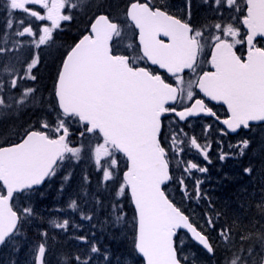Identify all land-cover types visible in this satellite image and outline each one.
I'll list each match as a JSON object with an SVG mask.
<instances>
[{
    "label": "snow or ice",
    "instance_id": "6c2138e0",
    "mask_svg": "<svg viewBox=\"0 0 264 264\" xmlns=\"http://www.w3.org/2000/svg\"><path fill=\"white\" fill-rule=\"evenodd\" d=\"M90 8L85 27L61 39ZM198 8L197 19L193 0H124L115 12L108 0H0V115L39 112L18 140L0 145V248L20 250L25 226L37 218L41 187L59 176L64 193L84 163L66 205L53 211L79 212L93 229L96 211H107L100 230L131 229L132 264H200L196 251H185L189 238L210 259L222 249L219 264H264V187L251 217L252 205L241 203L245 214L217 230L224 213L201 191L203 180L195 179L194 197L185 180L208 172L187 155L211 163L215 142L220 161L244 156L249 138L229 142L227 150L224 139L264 129V0H199ZM46 50L58 53L47 96L27 84L38 80ZM194 119L204 121L199 136L189 131ZM88 169L106 196L90 194ZM254 171L251 164L243 168L248 176ZM174 181L183 199L208 201L203 224L169 195ZM90 196L86 213L81 200L87 205ZM48 225L64 233L82 227L58 216ZM205 229L216 231V240ZM37 235L25 264H49V231ZM72 239L77 251L62 253L57 264H127L124 255L102 249L95 232Z\"/></svg>",
    "mask_w": 264,
    "mask_h": 264
},
{
    "label": "trees",
    "instance_id": "16d2710c",
    "mask_svg": "<svg viewBox=\"0 0 264 264\" xmlns=\"http://www.w3.org/2000/svg\"><path fill=\"white\" fill-rule=\"evenodd\" d=\"M109 3L112 4L114 12L118 10V6L122 7L124 0H108ZM181 0H179V3ZM95 3V0H93ZM199 0H193V6L197 8L196 16L199 18L203 15V11L198 8ZM94 11V8L87 9L86 12H81L77 14V17L73 24L71 25V30L68 32L67 36L61 37V39L69 40L70 37L76 35L78 29H83L85 24L88 20V17L91 15V12ZM0 27H2V23H0ZM55 52V50H52ZM55 62L52 59L51 53L47 51L42 57L41 66L38 70V84L36 88L39 92H42L45 96H47L48 89L51 88L52 77L54 76L55 72ZM39 94V93H38ZM39 112H33L32 109L23 110L19 113L15 112H8L4 115H0V142H13L19 138V133L24 129L27 128L29 125L34 124L37 119ZM257 142V140H256ZM264 146V140L259 141ZM217 149V147H215ZM261 156V159L255 160L257 156ZM248 160L243 159L241 162H233V166L230 168H222V170L218 171L217 174H214L208 181V189L206 187H201V189L205 188L206 194L209 195L211 198L212 204L215 206L216 210H219L224 213L220 217V220L217 224V230L221 225H231L233 219L237 216H241L245 214L244 209H241V203H244L247 207L248 205H252L251 209L246 213L249 217H251L255 213V202L259 199V190L261 187H264V179L261 178L260 172L264 170V159H263V151L262 146L256 144V146L252 149V152L249 151L247 153ZM255 156V158L253 157ZM251 158V160H250ZM252 165L257 173V180L254 176L249 183L247 181L243 182L246 178V174L243 173V168L249 165ZM180 173H176V177L179 178ZM242 176L244 178H242ZM186 184L188 187L189 194L194 197L195 192V182L189 181L188 176H185ZM174 187L178 190V184L174 181ZM173 187H170L171 189ZM247 189V193L244 190ZM202 191V190H201ZM179 193V191H178ZM255 193V195H252ZM180 196V195H179ZM189 204H186V207H190L194 209L196 217L200 220L203 217L200 212L201 208L203 211L207 209L208 201L201 200L197 202L194 198L189 201ZM233 201V202H232ZM236 201V202H235ZM35 205V204H34ZM128 201L124 202V207L127 210ZM200 211V212H199ZM259 218V217H257ZM195 220V219H194ZM197 221V219L195 220ZM245 223L248 221L245 220ZM259 227V225H257ZM210 232L212 238L216 240L217 232L211 231L206 229ZM28 236L33 235V238L38 237L36 232L32 234L30 230H27ZM37 235V236H36ZM105 237H107L108 242L107 244L111 247H107L104 244V247L109 248L112 252H114L117 256L124 255L127 258V253L130 249V239L131 233L126 228L122 233V240H110L112 236H117V232L114 230L113 232H105ZM35 239V240H36ZM115 239V238H112ZM115 244H113V242ZM238 241V237H237ZM111 242V243H110ZM59 248H54L50 253L48 259L49 264H57L60 256L62 253H69L70 250L67 245L61 244L58 246ZM222 249H217V260L214 261L215 264H219V261L222 257ZM10 264H12L10 262ZM142 264V263H139Z\"/></svg>",
    "mask_w": 264,
    "mask_h": 264
},
{
    "label": "rangeland",
    "instance_id": "374dc122",
    "mask_svg": "<svg viewBox=\"0 0 264 264\" xmlns=\"http://www.w3.org/2000/svg\"><path fill=\"white\" fill-rule=\"evenodd\" d=\"M178 2V3H177ZM174 1L173 3H175V4H179V1ZM51 55H52V58L54 59V57H56V56H58V54L56 53V52H54V51H52L51 52ZM64 198H65V200H62L63 201V203H66L67 202V200H68V198L69 197H67V196H64ZM182 199V198H181ZM182 202H183V200H182ZM195 214V213H194ZM42 216V215H41ZM56 216V215H55ZM55 216H52V217H55ZM70 216H71V213L70 212H68V213H59V215H58V217L62 220V219H64V218H69V219H71L72 220V218H70ZM51 217V218H52ZM197 218V217H196ZM43 221H41V224H43V225H45V229H47L48 231H49V245H50V251H52V247H55V240H58V241H61L60 239H62V240H64V241H66L67 243H68V245H69V247L71 248L72 246H73V248H75V250H77V247H78V242L76 241V240H66V239H64V237H63V233L60 231V230H55V229H51V228H49V225H48V218H43L42 219ZM84 224H80V225H82L83 227H84V230H83V234H85V233H90V229H89V222L87 223V224H85V222H83ZM102 223V222H101ZM101 223H98V225H97V227L100 229V224ZM200 223V222H199ZM201 224V223H200ZM33 228H34V226H33ZM36 228V227H35ZM68 232H71V234L72 235H78L77 234V230H74L71 226L69 227V230H68ZM68 234H70V233H67V235ZM55 237V240H53L52 239V237ZM57 237H58V239H57ZM60 238V239H59ZM212 238V237H211ZM101 236L99 237V244H100V242H101ZM213 239V238H212ZM73 241V242H72ZM26 245H27V243H26ZM19 248H20V250H21V252H23L22 251V246H19ZM27 260V259H26ZM25 260V261H26ZM25 261L23 262V264H25ZM129 262V261H128Z\"/></svg>",
    "mask_w": 264,
    "mask_h": 264
},
{
    "label": "bare ground",
    "instance_id": "6f19581e",
    "mask_svg": "<svg viewBox=\"0 0 264 264\" xmlns=\"http://www.w3.org/2000/svg\"><path fill=\"white\" fill-rule=\"evenodd\" d=\"M233 202V201H232ZM236 202V201H235ZM244 211V210H243Z\"/></svg>",
    "mask_w": 264,
    "mask_h": 264
}]
</instances>
